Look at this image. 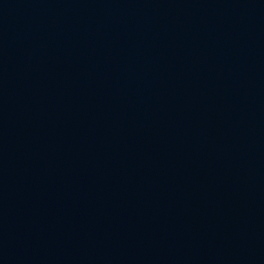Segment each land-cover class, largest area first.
<instances>
[{"label":"water","instance_id":"95a60500","mask_svg":"<svg viewBox=\"0 0 264 264\" xmlns=\"http://www.w3.org/2000/svg\"><path fill=\"white\" fill-rule=\"evenodd\" d=\"M0 264H264V0H0Z\"/></svg>","mask_w":264,"mask_h":264}]
</instances>
